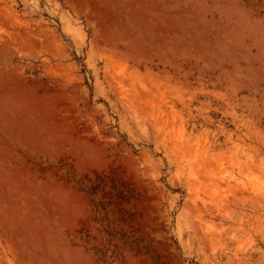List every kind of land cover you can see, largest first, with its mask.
<instances>
[{
	"label": "rangeland",
	"instance_id": "374dc122",
	"mask_svg": "<svg viewBox=\"0 0 264 264\" xmlns=\"http://www.w3.org/2000/svg\"><path fill=\"white\" fill-rule=\"evenodd\" d=\"M0 80V264H264V0H0Z\"/></svg>",
	"mask_w": 264,
	"mask_h": 264
},
{
	"label": "trees",
	"instance_id": "16d2710c",
	"mask_svg": "<svg viewBox=\"0 0 264 264\" xmlns=\"http://www.w3.org/2000/svg\"><path fill=\"white\" fill-rule=\"evenodd\" d=\"M98 180L101 183H106L107 181H109L114 186V187H112V189H114V190H116L115 186L119 185L118 190H116L117 193H116L115 197L117 200H123L124 199L123 193H124V188L126 189L125 183L123 181H121L120 179H118V177H117V175H115V173H112L110 176L98 177ZM91 190H92L93 194H97V192L99 191V185H94ZM106 196L107 195L105 194L103 196V198H105ZM110 199H112V198L110 197ZM108 204H113V203L109 202ZM116 205H119V202ZM100 206L103 208L102 204ZM191 262H192V264H196L193 261H191Z\"/></svg>",
	"mask_w": 264,
	"mask_h": 264
},
{
	"label": "bare ground",
	"instance_id": "6f19581e",
	"mask_svg": "<svg viewBox=\"0 0 264 264\" xmlns=\"http://www.w3.org/2000/svg\"><path fill=\"white\" fill-rule=\"evenodd\" d=\"M137 11V10H136ZM143 41H145V40H143ZM137 42H138V38H137ZM140 42V41H139ZM135 43V42H134ZM143 43V42H142ZM139 46V45H138ZM0 84H7V81L6 82H3V81H1L0 80Z\"/></svg>",
	"mask_w": 264,
	"mask_h": 264
}]
</instances>
